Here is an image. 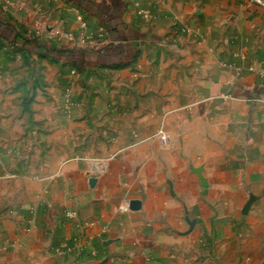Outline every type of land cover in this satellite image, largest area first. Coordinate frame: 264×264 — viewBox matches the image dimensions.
<instances>
[{
	"label": "crops",
	"instance_id": "crops-1",
	"mask_svg": "<svg viewBox=\"0 0 264 264\" xmlns=\"http://www.w3.org/2000/svg\"><path fill=\"white\" fill-rule=\"evenodd\" d=\"M258 1L0 0L6 42L34 34L79 62L84 56L80 71L136 58L121 72L138 74L103 82L115 89L112 96L84 99L86 112L73 109L72 121L101 122L111 140L100 157L69 164V196L13 227L8 249L0 245V264H264V0ZM238 35L245 45L234 52L242 48L249 58L233 61L228 82L220 68V80L207 82L205 65L196 69V82L173 81L178 71H169L158 52L170 49L186 62L193 51L217 56L223 41L232 46ZM167 67L163 80L157 74ZM126 89L138 91L126 96ZM131 201L140 209L131 210Z\"/></svg>",
	"mask_w": 264,
	"mask_h": 264
},
{
	"label": "rangeland",
	"instance_id": "rangeland-1",
	"mask_svg": "<svg viewBox=\"0 0 264 264\" xmlns=\"http://www.w3.org/2000/svg\"><path fill=\"white\" fill-rule=\"evenodd\" d=\"M57 32L54 38L60 36ZM56 42L65 44L57 39ZM80 42L81 46L88 43L86 36H81ZM222 44L223 51L217 56L209 53L197 56L193 51L188 62L174 53L170 55V49L163 47L158 52L167 59L169 71H178L174 72L173 81L196 82L202 77L196 69L205 65L207 82L219 81V76L228 82L234 72L230 71L234 70L233 61L246 63L249 57L242 48L234 52L236 44L244 48L242 36L238 35L232 46L226 41ZM169 67L157 76L165 80ZM77 68L63 58L56 61L42 57L34 47L8 43L0 34V245L4 244L3 251L8 249L13 227L22 228L34 212L61 204L69 196L72 188L67 179L69 164L89 163L100 157L111 140L106 137L101 122L93 126L90 121L88 127L85 120L72 121L73 109L80 105L86 112L84 99L112 96L115 89L103 87V82L134 81L138 75L137 71L121 72L125 68L97 71ZM125 91L130 96L138 90ZM60 114L62 121L54 118ZM160 139L166 141L163 132Z\"/></svg>",
	"mask_w": 264,
	"mask_h": 264
},
{
	"label": "trees",
	"instance_id": "trees-1",
	"mask_svg": "<svg viewBox=\"0 0 264 264\" xmlns=\"http://www.w3.org/2000/svg\"><path fill=\"white\" fill-rule=\"evenodd\" d=\"M25 35H22L20 32L17 36L18 38L13 43L17 44L19 42L20 45L34 47L35 50L38 52V54H40L42 57L51 58V59L56 60V61H59L63 57L69 64H72L81 70L84 69V63H83V61L85 59L84 56H82V62H79L77 59H75V57H69V53L67 51H65L63 49H59L54 45H50L46 42L41 41L34 34L30 35V36H25ZM116 52L117 53L119 52L118 49ZM135 59L136 58H133L132 61L128 62V63L108 64V65H106V67H108V68H124L128 64H131L132 62H134Z\"/></svg>",
	"mask_w": 264,
	"mask_h": 264
},
{
	"label": "water",
	"instance_id": "water-1",
	"mask_svg": "<svg viewBox=\"0 0 264 264\" xmlns=\"http://www.w3.org/2000/svg\"><path fill=\"white\" fill-rule=\"evenodd\" d=\"M96 181L95 180H91V186L95 185ZM141 207V202L140 201H131L130 202V209L137 211L139 210Z\"/></svg>",
	"mask_w": 264,
	"mask_h": 264
},
{
	"label": "built area",
	"instance_id": "built-area-1",
	"mask_svg": "<svg viewBox=\"0 0 264 264\" xmlns=\"http://www.w3.org/2000/svg\"><path fill=\"white\" fill-rule=\"evenodd\" d=\"M255 2H260V1H258V0H254ZM83 27H85V24L83 23ZM60 34V32H57V35H59ZM82 40H83V38H82ZM83 42H84V40H83ZM122 210L123 211H127L128 210V207L127 206H125L124 208H122Z\"/></svg>",
	"mask_w": 264,
	"mask_h": 264
}]
</instances>
